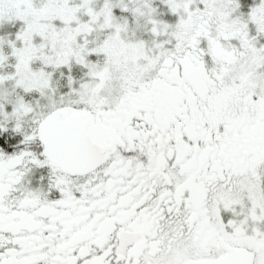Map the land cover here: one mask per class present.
Masks as SVG:
<instances>
[{
  "label": "snow or ice",
  "instance_id": "1",
  "mask_svg": "<svg viewBox=\"0 0 264 264\" xmlns=\"http://www.w3.org/2000/svg\"><path fill=\"white\" fill-rule=\"evenodd\" d=\"M0 264H264V0H0Z\"/></svg>",
  "mask_w": 264,
  "mask_h": 264
}]
</instances>
